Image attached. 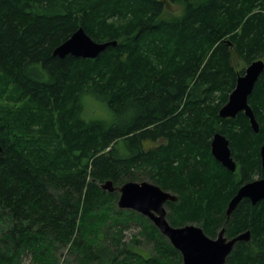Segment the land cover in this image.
<instances>
[{
    "label": "trees",
    "instance_id": "16d2710c",
    "mask_svg": "<svg viewBox=\"0 0 264 264\" xmlns=\"http://www.w3.org/2000/svg\"><path fill=\"white\" fill-rule=\"evenodd\" d=\"M167 1L180 17L163 18L160 0H0V264H61L59 250L77 264H182L106 181L175 195L173 227L248 231L224 264H264V199L226 217L237 190L264 178V70L248 98L258 133L243 113L218 116L238 75L264 61V0ZM79 28L116 45L95 59L53 56ZM85 97L108 117L86 118ZM216 133L234 172L211 156ZM130 226L138 235L125 242Z\"/></svg>",
    "mask_w": 264,
    "mask_h": 264
},
{
    "label": "water",
    "instance_id": "95a60500",
    "mask_svg": "<svg viewBox=\"0 0 264 264\" xmlns=\"http://www.w3.org/2000/svg\"><path fill=\"white\" fill-rule=\"evenodd\" d=\"M116 41L94 42L79 28L66 41L53 50V56L63 59L66 56L81 59H95L108 47H114ZM264 70V61L256 60L249 64L243 75H238L235 86L230 92L227 102L220 108L218 116L221 119L235 118L243 113L249 120L252 131L256 134L259 126L248 105V98ZM210 153L213 159L229 172H234L236 163L231 157L229 141L220 133L213 135L210 142ZM1 154V148H0ZM261 166L264 168V143L259 150ZM101 189L109 193L118 192L117 207L121 210L134 211L148 220L169 241L181 255L182 264H224L238 242L247 243L250 240L248 231L228 239L222 229L216 238L207 237L203 230L195 225L182 227L171 226L166 219L167 202L175 203L177 198L159 186L142 182H126L115 188L111 181L101 185ZM248 199L252 205L264 199V178L256 179L242 185L229 201L226 217L234 211L243 200Z\"/></svg>",
    "mask_w": 264,
    "mask_h": 264
},
{
    "label": "rangeland",
    "instance_id": "374dc122",
    "mask_svg": "<svg viewBox=\"0 0 264 264\" xmlns=\"http://www.w3.org/2000/svg\"><path fill=\"white\" fill-rule=\"evenodd\" d=\"M164 2V12H163V18L168 19L172 17H180L183 13V5L172 3L167 0H160ZM237 63V61H235ZM239 69H242V65L238 64L237 66ZM85 110L84 115L86 118H93L97 117V115L101 118H107L109 113L106 110V107L94 100L91 97H85ZM107 116V117H106ZM138 227L137 226H130L124 233L123 241L128 242L130 240V237L133 235H138ZM141 245L145 247L143 241H141ZM57 256L59 257V260L61 264H77L75 261H73L74 256H72L68 251L66 250H59L57 251ZM22 264H31L29 257H23Z\"/></svg>",
    "mask_w": 264,
    "mask_h": 264
},
{
    "label": "flooded vegetation",
    "instance_id": "af4514ba",
    "mask_svg": "<svg viewBox=\"0 0 264 264\" xmlns=\"http://www.w3.org/2000/svg\"><path fill=\"white\" fill-rule=\"evenodd\" d=\"M256 180V179H255Z\"/></svg>",
    "mask_w": 264,
    "mask_h": 264
}]
</instances>
